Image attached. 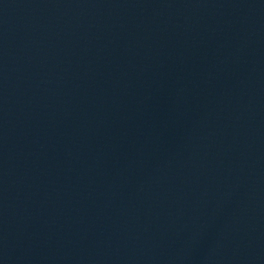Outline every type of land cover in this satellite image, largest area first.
Segmentation results:
<instances>
[{"label": "water", "instance_id": "95a60500", "mask_svg": "<svg viewBox=\"0 0 264 264\" xmlns=\"http://www.w3.org/2000/svg\"><path fill=\"white\" fill-rule=\"evenodd\" d=\"M0 264H264V0H0Z\"/></svg>", "mask_w": 264, "mask_h": 264}]
</instances>
